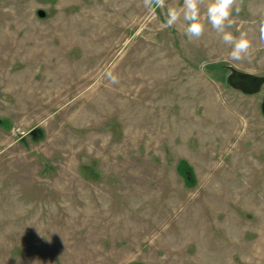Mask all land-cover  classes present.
I'll list each match as a JSON object with an SVG mask.
<instances>
[{"label": "rangeland", "instance_id": "374dc122", "mask_svg": "<svg viewBox=\"0 0 264 264\" xmlns=\"http://www.w3.org/2000/svg\"><path fill=\"white\" fill-rule=\"evenodd\" d=\"M165 12L0 0V264H264V85L228 81L264 75V0L243 61Z\"/></svg>", "mask_w": 264, "mask_h": 264}, {"label": "clouds", "instance_id": "9594fccd", "mask_svg": "<svg viewBox=\"0 0 264 264\" xmlns=\"http://www.w3.org/2000/svg\"><path fill=\"white\" fill-rule=\"evenodd\" d=\"M242 0H183L179 7L166 5V0H143V6L150 14L164 10L165 24L171 28L183 22V34L189 40L200 39L206 29V24L219 34L223 44L230 48L229 58L232 61H243L250 55L253 46L246 32L235 35L229 29L232 27V17L241 12ZM260 40L264 41V18L259 22ZM112 83H118V78L110 74Z\"/></svg>", "mask_w": 264, "mask_h": 264}, {"label": "water", "instance_id": "95a60500", "mask_svg": "<svg viewBox=\"0 0 264 264\" xmlns=\"http://www.w3.org/2000/svg\"><path fill=\"white\" fill-rule=\"evenodd\" d=\"M228 81L231 85H238L243 92L253 94L259 92L261 86L264 85V75L258 76L233 70L229 74ZM260 109L264 115V97H262Z\"/></svg>", "mask_w": 264, "mask_h": 264}, {"label": "trees", "instance_id": "16d2710c", "mask_svg": "<svg viewBox=\"0 0 264 264\" xmlns=\"http://www.w3.org/2000/svg\"><path fill=\"white\" fill-rule=\"evenodd\" d=\"M133 264H135V263H133ZM136 264H138V263H136Z\"/></svg>", "mask_w": 264, "mask_h": 264}]
</instances>
